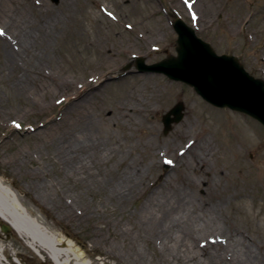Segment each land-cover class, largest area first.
<instances>
[{
	"label": "rangeland",
	"instance_id": "obj_1",
	"mask_svg": "<svg viewBox=\"0 0 264 264\" xmlns=\"http://www.w3.org/2000/svg\"><path fill=\"white\" fill-rule=\"evenodd\" d=\"M182 1L0 0V176L28 208L24 214L51 239L63 237L62 247L84 264H134L130 244L142 257L135 264H167L140 210L150 196L161 205L185 195L191 212L212 209L221 245L241 235L258 257L255 264H264V127L211 105L185 82L137 67V57L153 64L177 55L172 23L177 16L192 22ZM247 1L199 0L206 18L197 33L219 54L241 56L264 79V0ZM235 6L244 12L252 6L254 36L247 42L232 36ZM22 19L17 38L26 49L14 31ZM11 50L19 53L15 65ZM88 83L94 88L75 98V89ZM179 101L185 116L165 133L162 118ZM81 121L90 122L104 153L93 157L87 179L66 167L49 132ZM127 164L141 177L133 190L116 195L111 186ZM241 164L247 177H238ZM64 201L71 207L64 209ZM4 223L0 217L5 251L21 252L25 264H56L12 228L5 232ZM213 250L203 264L209 258L221 264ZM228 250L222 264H230Z\"/></svg>",
	"mask_w": 264,
	"mask_h": 264
},
{
	"label": "bare ground",
	"instance_id": "obj_2",
	"mask_svg": "<svg viewBox=\"0 0 264 264\" xmlns=\"http://www.w3.org/2000/svg\"><path fill=\"white\" fill-rule=\"evenodd\" d=\"M24 22L25 21L22 19L14 23V31L18 33H16V38L19 36L20 24ZM8 37L9 40H13V37ZM17 43L21 49H23V47L25 49L27 48L22 38H20V40L18 39ZM8 44L10 45L9 42ZM18 56L19 53L17 51L11 50V55L9 56L11 59L10 62H13L14 65L16 64L15 62L18 63ZM21 61L23 62V60ZM83 86L82 89H75V98L83 97L85 93H87L83 91L84 89H89V87L91 89L94 88L92 87L94 85H90V83ZM72 101L73 100L70 99L68 103L70 104ZM39 125L40 123H37L33 126V131H35V127ZM77 129L80 130L77 131ZM33 131L31 133L37 134L36 131ZM49 132L51 133L50 136L55 147H57L62 154L63 162L66 167L74 175H81L85 179L90 178L93 174V157L97 156L99 153L102 155L104 154L101 149L100 141L96 140L92 134L90 122L88 125H85V123L81 121L78 127H71L62 133L53 131L52 129H50ZM247 140L248 139L245 141ZM232 145H234V143ZM200 168H203V165L200 166ZM241 168L242 170L238 177H247L248 172L247 169H245V165L241 164ZM139 177H141L139 171L134 168L132 169V166L127 164L124 171L120 173L118 180H115L114 184L111 186L112 191H114L116 195L123 196L126 191H131L133 190L132 188L136 187ZM206 180L208 183L210 180L208 176ZM239 180L240 179H238L237 182H239ZM261 180L264 181V175ZM205 181L201 184H206ZM251 181L257 182L259 180L253 177ZM208 185L211 186V182L208 183ZM44 196V198H46L49 195L45 194ZM173 200V202L168 200L167 203L160 205V203H157L155 199L150 196L146 199L140 210L146 218V229L150 228L152 235L160 240L163 250L161 251V257L163 258L164 254L167 255V264H203L205 259L204 256L210 254V252H212L210 250L213 248H215V250H213L214 252H219V254H217V260L219 259L221 264L224 259L229 258L227 257L229 254L227 252L229 251L228 248L232 251L230 264L256 263L258 258L257 255L252 249L251 244H246L241 235L232 238L228 247L221 245L218 239V236L221 235L218 234L223 233V231L214 216H212V209L208 208L204 214L191 212L188 207L190 206L192 198H189L187 195L183 197L176 196ZM68 207H71V205L64 201L63 208L66 209ZM163 207L165 208L162 209ZM21 209L29 212L17 192L5 183L0 176V217L2 220L6 221L21 237L27 238L39 252L48 253L56 264H84L76 257H73L72 252L62 247L65 246V242H63L65 239L63 237H58L57 241H59V243H57L56 240L45 235ZM73 215L72 213L70 214L71 217H73ZM181 220L183 222L185 221L186 224L180 226L179 223ZM75 250L78 256L82 257L83 253L78 251V249ZM127 251H135L133 253L136 257L135 263H137L138 259L142 258L138 249L133 244H130V248L127 249ZM212 261L213 259L209 258L208 264H213L214 261L213 263ZM226 263H228V261ZM104 264L112 263L105 261Z\"/></svg>",
	"mask_w": 264,
	"mask_h": 264
},
{
	"label": "water",
	"instance_id": "obj_3",
	"mask_svg": "<svg viewBox=\"0 0 264 264\" xmlns=\"http://www.w3.org/2000/svg\"><path fill=\"white\" fill-rule=\"evenodd\" d=\"M174 27L179 34L178 55L151 65L138 57V69L165 73L171 79L186 82L213 105L246 113L264 125V80L251 75L236 56L217 54L183 20L178 19ZM184 110L185 104L180 101L163 116L165 133L183 119ZM3 230L9 232L10 227L3 224Z\"/></svg>",
	"mask_w": 264,
	"mask_h": 264
},
{
	"label": "flooded vegetation",
	"instance_id": "obj_4",
	"mask_svg": "<svg viewBox=\"0 0 264 264\" xmlns=\"http://www.w3.org/2000/svg\"><path fill=\"white\" fill-rule=\"evenodd\" d=\"M199 0H196L194 4H192L191 6H185L186 11L185 13L190 17V19L192 20V23L196 26V27H200L198 25L202 24V20L203 17L204 19L205 17V12L202 11V9L200 7L197 6ZM245 2L247 3L248 1L245 0ZM252 8V6H250L246 12L241 10V7L239 6H235L236 10H239L234 14L233 19H236L238 22L236 23V25L232 24V36L233 38H235L236 40L239 39H243L244 42H247L249 39V37L254 36L252 33H249V30L253 28H250L251 25V18L253 15L249 14L248 10H250ZM193 14H197V16L195 15V17L193 18L192 15ZM221 17V16H220ZM235 17V18H234ZM238 17V18H236ZM250 17V18H249ZM249 18V19H248ZM221 19V18H220Z\"/></svg>",
	"mask_w": 264,
	"mask_h": 264
},
{
	"label": "snow or ice",
	"instance_id": "obj_5",
	"mask_svg": "<svg viewBox=\"0 0 264 264\" xmlns=\"http://www.w3.org/2000/svg\"><path fill=\"white\" fill-rule=\"evenodd\" d=\"M0 34H3V29H0ZM171 161H169V163H170Z\"/></svg>",
	"mask_w": 264,
	"mask_h": 264
}]
</instances>
